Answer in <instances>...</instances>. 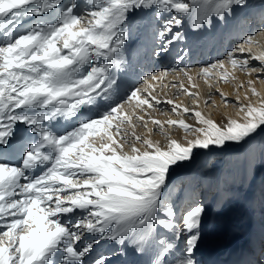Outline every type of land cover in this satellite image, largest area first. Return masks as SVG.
I'll use <instances>...</instances> for the list:
<instances>
[{
	"label": "snow or ice",
	"instance_id": "6c2138e0",
	"mask_svg": "<svg viewBox=\"0 0 264 264\" xmlns=\"http://www.w3.org/2000/svg\"><path fill=\"white\" fill-rule=\"evenodd\" d=\"M247 4L0 0V264H113L129 254L142 264H198L205 209L192 202L178 213L169 182L195 149L264 133L256 87L264 84V31L244 35L195 76L165 69L121 96L118 73L137 16L154 27L160 54L184 38L185 24L211 27ZM200 80L210 90L203 98ZM221 84L234 86V99ZM215 95L237 118L201 110L218 107ZM61 118L77 123L60 132ZM176 129L183 140L172 138Z\"/></svg>",
	"mask_w": 264,
	"mask_h": 264
},
{
	"label": "bare ground",
	"instance_id": "6f19581e",
	"mask_svg": "<svg viewBox=\"0 0 264 264\" xmlns=\"http://www.w3.org/2000/svg\"><path fill=\"white\" fill-rule=\"evenodd\" d=\"M236 11L238 12V10ZM236 15L233 14L232 16H229L226 20L215 21L211 27L205 26L200 30H193L190 27H188L187 24H185L186 27L183 31L184 33L183 44L175 45L174 42L169 47L167 53H160V54H156L160 48V44L155 39L154 27L148 23L147 18L143 16H137L139 18L136 17L134 20V29L136 25V34H134V31L131 29V34L128 40V50L126 53V59L128 62L118 73L121 82L120 95L123 96L125 95V93L130 92L133 88L141 86L142 83L141 78L143 76H150L152 73H159L160 71L165 69L171 70L173 68H176L177 66L187 67L188 69L191 70V73L195 76L199 68L214 62L216 59H223L224 53L227 49H229L230 45H234L235 43L240 42L241 38L244 35L254 34L264 31V6H260L259 8H257L256 12L252 11L249 18H247L244 22H242V24L236 25L234 31L233 30L230 31L229 27ZM238 21L240 22V19ZM225 28L226 31L224 32ZM217 36L223 38V42L221 44L216 42L218 39ZM257 39L260 41L262 45H264L263 43L264 37L257 36ZM181 56L183 57V60L179 61V58ZM177 61H179V64H177ZM238 75H240V78L242 80L247 79V77H245L243 74H238ZM256 75L257 74H253V78H255ZM172 79L173 77L169 75L168 80H172ZM199 83L201 84L200 91H201V96L203 98L210 90L203 83V80H200ZM220 87L223 91L230 94L229 99L235 98L233 85L221 84ZM256 87L257 90L260 91L262 95H264V84H261L259 81H257ZM168 94L170 96L171 91H169ZM240 95L243 96L244 92L241 91ZM213 98L216 100L217 105L219 106L220 104L219 96L215 95ZM180 100L190 106L192 104V101L185 97H181ZM255 100L256 98L254 97V102ZM161 107L167 108L169 106L161 105ZM218 108L219 107H217V110L216 109L213 110L211 107L205 108L203 104H201V110L206 115H211L212 118L216 119L217 121H221L222 118H226L229 116H231L232 118H237L236 108L232 107L231 105L226 109L225 107H223L222 109H218ZM158 118L165 119V117L163 116H160ZM172 118H176V117L173 116ZM188 122L193 123V121H188ZM76 123H77L76 118H71L69 120H64L63 118H61L60 124L57 126V130L63 132L64 130L70 129L71 127L75 126ZM179 130L180 129H176L174 132L171 133L172 138L179 140V136H180ZM137 131L141 132L142 129H137ZM181 132L184 133L183 130H181ZM152 139L154 141H160L162 144L166 143V141L159 135L153 136ZM229 144L225 148H217L215 146H210L209 149H201V151L195 149L194 159H192L190 162H185L181 167L177 168L175 173L171 177V180H175V178L179 176V174H182V176L188 175L190 178V175L197 172L195 170V167L198 166V164L194 166V163L202 153L203 156L201 157V160L205 157L213 156L220 153L223 156H225L229 153L238 155V153L242 152L244 153V157L248 165L254 166L256 170L257 168H261V166L259 167V165L262 162H264L263 160L264 133H260L254 136V138L248 141L247 143L241 142L240 144L233 147H230ZM216 168L204 172L205 177H203L201 181L203 187L201 196L196 198V196L193 194L192 188L186 189V191L181 195V196H183V194L185 195L183 197V200L185 202L182 204L183 208L184 206L190 204L191 202H196V203H200L201 205H204L205 201L208 199V198L206 199V194L210 193V190L208 189L209 188L211 189L212 187H214L213 185H215L217 186L218 192L217 194H215V192L213 191L212 202L217 200V204L222 203L223 206L221 208L223 209V211L227 212L226 214L223 211L219 212L220 214L218 213L214 214L208 221V226L210 229L208 228L207 231L201 233V235L205 234L207 245L204 251L202 252V254H200L198 258L195 257V259L198 261V264H207L208 261L211 264H214L215 262H213V258L217 257V254L219 252H224L223 249L226 248L225 243L227 240L226 238L227 234L230 230L232 233H234L235 230L234 223L236 220L235 216L237 217L239 210L242 209L240 206H238V204H236L235 206V204L230 203L233 200L232 190L227 186L223 187V185L221 184L222 177L224 175L222 173L223 167L218 166ZM253 182L254 179L251 181V183ZM185 198L187 199L185 200ZM260 203L263 204V201L259 200L255 208H258ZM205 208H206L205 211H207V207ZM253 209H254V205H253ZM248 215H249V219L251 220L248 222V225L246 226V231L244 235L245 239L243 240L242 249L238 251L235 250L233 251V254H240L239 260L237 262L235 260H233L230 263L225 262L224 264H243L244 262H246L247 264H253L254 259L252 257H253L254 249L259 248V246L262 247V249H264V223L263 225H261L262 223L261 224L257 223L258 220L256 219L255 216H253L251 208L248 211ZM252 218L254 219L252 220ZM201 238L202 237H200L198 241L197 248L199 247L200 243L202 244L204 243L203 241H200ZM213 239L217 240V242H215V240ZM104 247L106 248L107 246L105 245ZM208 256H212V257L208 258ZM251 258H252L251 261L247 260ZM114 263L142 264V261L137 256L129 254V255H119L117 257H114L113 264Z\"/></svg>",
	"mask_w": 264,
	"mask_h": 264
},
{
	"label": "rangeland",
	"instance_id": "374dc122",
	"mask_svg": "<svg viewBox=\"0 0 264 264\" xmlns=\"http://www.w3.org/2000/svg\"><path fill=\"white\" fill-rule=\"evenodd\" d=\"M260 6H264V0H248L247 7L237 8L236 10H238V12L235 10L237 15L234 13V15L236 16L232 20V23L229 27L230 31L232 30L234 31L236 28V25L242 24V22H244L247 18H249V16L251 15V12L252 11L256 12L257 8H259ZM239 19H240V22L238 21ZM131 29L134 31V34H136V25L134 29V22H133V26ZM252 100L254 102V97L252 98ZM218 107H219L218 109H222L224 106L222 104H219ZM215 109L217 110V107ZM179 133H180L179 140H183L185 133H182L181 130H179ZM236 145L238 144L236 143L229 144L230 147H233ZM197 150L201 151V149H197ZM202 156H203V153L197 158L196 162L194 163V166L198 164V166L195 167V170L197 172L190 175V178L188 175L182 176V174H179V176H177L175 180H170L169 189H168L169 200L176 204L177 211L179 213L183 209L182 204L185 203L183 200V197L185 195L183 194V196H181L182 193H184L186 189L192 188L193 194L196 196V198L201 196L202 190H203L201 181H202V178L205 177L204 172L210 171L218 166L223 167L222 173L224 175L222 177L221 184L223 185V187L227 186L228 188H231L232 190L233 200L230 203L235 204V206L236 204H238V206L242 208L239 210L238 216L237 217L235 216L236 220L234 223L235 224L234 233H232L231 230L228 232L227 237H226L227 240L225 243L226 248L223 249V250H226V249L231 250L229 251V253L230 255H232L234 250L238 251L242 249L243 240L245 239L244 235L246 231V226L248 225V222L251 220L249 219V215H248V211L250 208H251L253 216H255L256 219L258 220L257 223L258 224L262 223L261 225H263L264 223V162H262L259 165V167L261 166V168H257L256 170L254 166L247 164L245 157H244V153L242 152L238 153V155L229 153L225 156H223L220 153V154H216L213 156L205 157L201 160ZM249 167H250V170H249ZM253 179H254V182L251 183ZM212 189L215 191V188L212 187L211 189L210 188L208 189L210 190V193L206 194V199L207 198L208 199L205 201V204L203 205V207L204 209H206L205 207H207V211H204L206 213H203L200 233L202 232L204 233L205 231H207V229L209 228L208 221L214 214H217V213L220 214L219 212L223 211V209L221 208L223 206L222 203L217 204V200L212 202V197H213ZM186 199L187 198H185V200ZM259 200L263 201V204L260 203L259 207L255 208ZM253 205H254V209H253ZM223 212L225 214L227 213L225 211ZM253 219L254 218H252V220ZM200 237H202L200 241H203L205 244L200 243L201 247L199 245V247L196 249L195 251L196 258H198L200 254H202V252L204 251L207 245L205 234L200 235ZM235 239H238V240H235ZM215 242H217V240H215ZM211 257L212 256H208V258H211Z\"/></svg>",
	"mask_w": 264,
	"mask_h": 264
}]
</instances>
